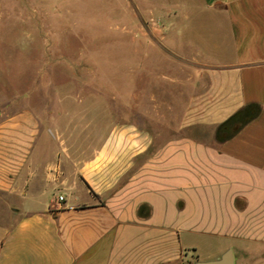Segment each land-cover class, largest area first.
<instances>
[{"label":"crops","instance_id":"1","mask_svg":"<svg viewBox=\"0 0 264 264\" xmlns=\"http://www.w3.org/2000/svg\"><path fill=\"white\" fill-rule=\"evenodd\" d=\"M156 1L175 41L135 51L170 62L125 67L170 90L127 95L139 122L84 143L0 113V264H264V0Z\"/></svg>","mask_w":264,"mask_h":264},{"label":"rangeland","instance_id":"2","mask_svg":"<svg viewBox=\"0 0 264 264\" xmlns=\"http://www.w3.org/2000/svg\"><path fill=\"white\" fill-rule=\"evenodd\" d=\"M149 2L134 0L130 17L126 0H0L2 117L30 111L41 128H82L84 143L92 126L104 133L139 122L140 103L127 95L170 88L141 72L132 77L125 65L170 62L171 55L151 52L144 60L135 50L175 41L170 20L156 11L159 2Z\"/></svg>","mask_w":264,"mask_h":264},{"label":"trees","instance_id":"3","mask_svg":"<svg viewBox=\"0 0 264 264\" xmlns=\"http://www.w3.org/2000/svg\"><path fill=\"white\" fill-rule=\"evenodd\" d=\"M261 111L257 105H250L242 112L238 113L225 124H222L217 130V139L222 141L224 137H231L241 127L256 118Z\"/></svg>","mask_w":264,"mask_h":264},{"label":"water","instance_id":"4","mask_svg":"<svg viewBox=\"0 0 264 264\" xmlns=\"http://www.w3.org/2000/svg\"><path fill=\"white\" fill-rule=\"evenodd\" d=\"M195 264H234L233 254L228 252L219 261L216 262H197Z\"/></svg>","mask_w":264,"mask_h":264},{"label":"built area","instance_id":"5","mask_svg":"<svg viewBox=\"0 0 264 264\" xmlns=\"http://www.w3.org/2000/svg\"><path fill=\"white\" fill-rule=\"evenodd\" d=\"M59 201H60V202L65 201V197H64L63 195L59 196Z\"/></svg>","mask_w":264,"mask_h":264}]
</instances>
